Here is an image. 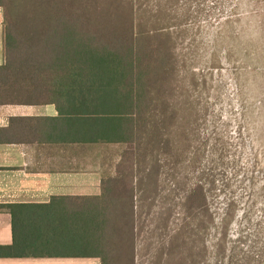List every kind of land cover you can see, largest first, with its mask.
Instances as JSON below:
<instances>
[{"label":"trees","instance_id":"obj_1","mask_svg":"<svg viewBox=\"0 0 264 264\" xmlns=\"http://www.w3.org/2000/svg\"><path fill=\"white\" fill-rule=\"evenodd\" d=\"M145 1L0 0V104L50 103L56 110L53 116L12 117L0 126V142L128 147L101 176L97 194L11 204L12 225L42 223L50 231L78 232L83 244L96 245L97 254L113 264H145L138 257L140 251L144 257V235L137 197L152 192L147 208L152 207L160 189L174 182L175 165L195 136L196 113L179 98L172 16L166 6ZM213 162L200 170L197 183L206 213L205 189L230 185L216 177ZM170 215L167 209L165 218L156 219L168 240L159 263L152 264L181 243L184 248V238L196 233L192 219L170 232ZM148 225L147 231L153 227Z\"/></svg>","mask_w":264,"mask_h":264},{"label":"rangeland","instance_id":"obj_2","mask_svg":"<svg viewBox=\"0 0 264 264\" xmlns=\"http://www.w3.org/2000/svg\"><path fill=\"white\" fill-rule=\"evenodd\" d=\"M154 1L172 16L179 98L196 113L191 124L195 136L182 152L185 159L175 165L174 182L160 189L152 207L147 208L152 192L147 199L137 197V225L141 223L144 235L139 239L144 257L141 251L138 257L145 264L159 263L168 237L160 234L156 219L165 218L168 209L170 232L192 219L196 233L160 264H264V0ZM49 105L25 111L43 113ZM123 149L128 147L59 146L57 167L80 168L82 191H89L83 186L88 181L99 189L101 176L113 170ZM72 155L75 164L70 163ZM214 159V174L229 179L230 185L219 182L221 187L205 189L206 213L197 183L200 170ZM148 223L153 226L149 231Z\"/></svg>","mask_w":264,"mask_h":264},{"label":"crops","instance_id":"obj_3","mask_svg":"<svg viewBox=\"0 0 264 264\" xmlns=\"http://www.w3.org/2000/svg\"><path fill=\"white\" fill-rule=\"evenodd\" d=\"M2 31L0 6V64L4 61ZM51 105L49 111L33 113L25 110L35 105L0 104V126H7L10 119L17 116L56 115ZM59 146L64 145L30 139L0 142V264H113L97 254L96 245L83 244L78 232L50 231L42 223L12 225L11 204L44 203L52 195L100 191V184L96 189L95 183L89 181L83 185L89 191H82L80 168L57 167L56 161L61 158ZM74 159L72 155L70 163L75 164Z\"/></svg>","mask_w":264,"mask_h":264}]
</instances>
